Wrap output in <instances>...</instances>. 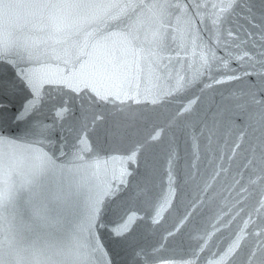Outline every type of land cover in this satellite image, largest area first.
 I'll return each mask as SVG.
<instances>
[{
    "label": "water",
    "instance_id": "obj_1",
    "mask_svg": "<svg viewBox=\"0 0 264 264\" xmlns=\"http://www.w3.org/2000/svg\"><path fill=\"white\" fill-rule=\"evenodd\" d=\"M257 97L264 0H0V264H264Z\"/></svg>",
    "mask_w": 264,
    "mask_h": 264
},
{
    "label": "snow or ice",
    "instance_id": "obj_2",
    "mask_svg": "<svg viewBox=\"0 0 264 264\" xmlns=\"http://www.w3.org/2000/svg\"><path fill=\"white\" fill-rule=\"evenodd\" d=\"M227 9H223V11H226ZM217 23H219L220 22V18L218 17L217 18V21H216ZM21 79L23 80V77H21ZM257 103H259V104H264V99H261V98H259V97H257ZM34 111H35V109L33 110V113H34ZM66 111V110H65ZM58 115H59V113H58ZM17 120L19 121L21 118H22V113H18L17 114Z\"/></svg>",
    "mask_w": 264,
    "mask_h": 264
}]
</instances>
